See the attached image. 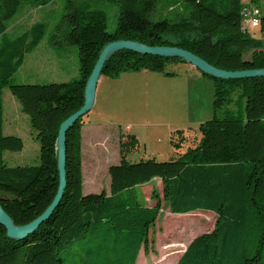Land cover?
<instances>
[{"label": "trees", "instance_id": "16d2710c", "mask_svg": "<svg viewBox=\"0 0 264 264\" xmlns=\"http://www.w3.org/2000/svg\"><path fill=\"white\" fill-rule=\"evenodd\" d=\"M55 0H0V203L17 225L37 219L52 203L59 186L57 137L62 122L85 102V87L105 45L133 40L150 46H177L210 64L237 71L264 68V39L241 28L244 0H67L63 42L78 48L79 77L65 83L13 84L11 79L46 35L36 23L17 37L8 35L11 22L27 3ZM259 4V0H251ZM99 2L118 6V22L108 31L107 13ZM181 4L184 12L161 16L160 4ZM264 33V15L262 29ZM185 62L121 50L104 65L101 75L162 72L167 63ZM213 81L215 113L246 100V118L232 111L200 125L201 140L177 159L131 162L135 136L120 142V161L110 165V192H83L82 127L84 117L66 139L67 186L52 216L21 241L7 237L0 224V264H67L64 253L98 240L111 241L136 264L148 249L150 230L164 207L173 214L210 211L214 230L195 237L177 264H262L264 258V77ZM8 87L29 116L40 143V164L10 167L6 151H22L23 140L5 135L3 90ZM88 115V114H87ZM179 148V144L174 143ZM149 200L141 188L153 181ZM94 233L98 235L94 236Z\"/></svg>", "mask_w": 264, "mask_h": 264}, {"label": "rangeland", "instance_id": "374dc122", "mask_svg": "<svg viewBox=\"0 0 264 264\" xmlns=\"http://www.w3.org/2000/svg\"><path fill=\"white\" fill-rule=\"evenodd\" d=\"M84 2V0H77ZM67 0L33 6L27 3L9 22L8 36L21 35L36 23H45L42 42L26 55L25 62L12 77L13 84H49L70 82L79 77L78 48L63 42L66 25L63 21ZM108 16V31L118 22V6L99 2ZM161 16L173 18L184 12L181 4L163 3L158 7ZM252 36L264 39L253 30ZM1 42V38H0ZM58 48V49H54ZM214 84L188 62L167 63L164 71L122 73L118 78L101 75L93 109L83 119L84 126H98L96 131L83 130L82 169L85 195L110 192V165L120 161V142L135 136L138 146L127 156L131 162L155 159H177L201 140L200 125L208 120L224 118L233 112L246 118V100L237 101L215 113ZM4 134L20 137L22 151L4 152L10 167L40 164V143L30 126L29 116L8 87L3 90ZM179 144V148L174 146ZM160 188V181L141 188V199L149 200L151 185ZM217 215L210 211L173 214L168 207L161 210L150 230L148 249L141 248L136 264H177L190 242L197 236L214 230ZM94 236L98 233H94ZM111 241L95 240L64 253L67 264H129L125 250ZM264 264V258L262 260Z\"/></svg>", "mask_w": 264, "mask_h": 264}, {"label": "water", "instance_id": "95a60500", "mask_svg": "<svg viewBox=\"0 0 264 264\" xmlns=\"http://www.w3.org/2000/svg\"><path fill=\"white\" fill-rule=\"evenodd\" d=\"M121 50H131L139 54L160 56L165 58H180L196 67L201 73L220 79H243L264 77V68L230 71L218 68L197 54L177 46H150L133 40H114L101 50L98 60L89 76L85 87L84 105L60 125L57 137V165L59 172V186L52 203L34 221L26 225H17L12 217L4 210L0 203V224L5 227L7 237L13 241H21L34 234L39 227L52 216L59 206L67 186V154L66 139L68 131L83 116L93 109L96 102V92L101 72L106 64L116 53Z\"/></svg>", "mask_w": 264, "mask_h": 264}, {"label": "built area", "instance_id": "2783aa9c", "mask_svg": "<svg viewBox=\"0 0 264 264\" xmlns=\"http://www.w3.org/2000/svg\"><path fill=\"white\" fill-rule=\"evenodd\" d=\"M243 2L244 6L241 10L242 30L251 35L254 34L252 33L253 30H259L261 32L262 17L264 15V0H259V4H255L251 0H244Z\"/></svg>", "mask_w": 264, "mask_h": 264}, {"label": "crops", "instance_id": "0c3cea01", "mask_svg": "<svg viewBox=\"0 0 264 264\" xmlns=\"http://www.w3.org/2000/svg\"><path fill=\"white\" fill-rule=\"evenodd\" d=\"M54 49H58V48H54ZM34 51V50H33ZM29 54V53H28ZM27 55V54H26ZM25 59H26V56H25ZM24 62H25V60H24ZM97 127L98 126H83L82 127V142H83V130H85V129H92L93 131H96L97 130ZM3 129H4V126H3ZM4 131V130H3ZM83 144V143H82Z\"/></svg>", "mask_w": 264, "mask_h": 264}]
</instances>
